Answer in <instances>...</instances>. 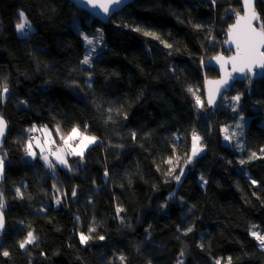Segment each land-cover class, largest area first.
<instances>
[{
    "label": "trees",
    "instance_id": "1",
    "mask_svg": "<svg viewBox=\"0 0 264 264\" xmlns=\"http://www.w3.org/2000/svg\"><path fill=\"white\" fill-rule=\"evenodd\" d=\"M232 10L241 0H134L103 23L69 0H0V253L9 252L0 264H264L249 232L264 231V158L249 160L264 155V76L235 82L207 114L195 100L205 102L202 87L187 83L194 61L230 54ZM256 10L261 27L263 1ZM21 11L30 32L16 30ZM88 35L98 47L83 64ZM231 95L239 102L225 104ZM242 117L243 144L233 149L222 129ZM30 126L49 129L57 145L73 127L98 141L80 166L49 169L24 151ZM194 131L203 150L185 164ZM29 231L36 240L21 249Z\"/></svg>",
    "mask_w": 264,
    "mask_h": 264
},
{
    "label": "snow or ice",
    "instance_id": "2",
    "mask_svg": "<svg viewBox=\"0 0 264 264\" xmlns=\"http://www.w3.org/2000/svg\"><path fill=\"white\" fill-rule=\"evenodd\" d=\"M88 4H90L93 8H99L104 14H108L110 11V7L115 5L119 6L121 5L124 0H87ZM214 2V0H213ZM244 3V14L241 15L239 12H236V23L231 25L228 30L229 35V42L235 44L236 46V54L232 57H229L225 59L223 56H217L215 59L217 62L220 63L221 68L223 69L226 64L229 62L232 64V71L236 72L239 71L243 73L245 69L247 68L249 71L252 70V66L255 64H259L260 67L264 68V51H261L262 48H264V25L261 26V29L257 31L255 27H253V21L258 20L259 17L257 13L255 12V9L253 7L252 0H243ZM19 18L20 22L15 25L16 30L18 33H27L31 31V24L27 20V17L25 16V13L23 11L19 12ZM137 31H140V29H136ZM145 36H152L155 39H160L158 35H156L153 32H144ZM85 41L88 45H92L93 41L89 39L87 36H84ZM161 43H164V46L167 48H171L172 45L167 44L164 41H161ZM95 51V48H92L83 58L81 63L83 64H90L91 61V53ZM232 78L231 73H228L225 75L224 78L218 81H206L207 84L211 85L208 88V104L212 105L215 102V99L217 95L220 94V91L223 87L228 85L229 80ZM189 91H192L190 88ZM8 92L7 85L5 84L3 86V93H0V96L3 94H6ZM233 101L239 102L240 96H234L231 98ZM196 102L198 105L203 107V103L200 100L199 97L196 98ZM236 109L233 108V111ZM243 119V117L241 118ZM236 128L242 129L243 124H237ZM6 129V121L3 119L2 116H0V137H2L5 133ZM35 126H33L32 129H29V131H34ZM46 130V129H45ZM226 133L224 139L231 141L234 137L237 135H243V131L237 133L232 132L231 135H228V128L222 129ZM57 132H59V129L57 128ZM86 132V128H85ZM50 135V134H49ZM133 137H135V133H132ZM62 144L57 146L54 140H46L45 143L48 145L47 152L55 158V161L58 162L61 165H64L65 167L69 168L71 170L68 160L66 159L67 156H79L83 158L85 149L88 148L89 145L96 143L97 138L95 136H88L85 135L84 132H81L78 127H73L72 130L65 136L62 135L61 137ZM200 140L201 137L195 133V131L192 134V149H191V155L188 157V159L185 161V164H189L192 162V159L199 154L200 151H202V147L200 146ZM40 146V145H38ZM41 147V159L45 162L46 166L49 169H54L55 164L52 160L49 159V155L45 154V148L43 146ZM260 152L264 154V148L260 149ZM26 153L29 156H35V152L32 150V143L29 141V143L26 146ZM264 158V155L258 156L256 152H252L249 156V160L252 159H259ZM167 164L172 165L173 164V158H169L167 161H165ZM241 164L245 163L244 160L240 161ZM3 159H0V174L3 173ZM175 172L174 167H170L166 175H173ZM105 176L108 175L107 171H105ZM184 174V169H180V174L175 175L174 179L179 182L181 176ZM201 180L203 181V177H201ZM204 183H207V181H204ZM253 184L256 183L255 180L252 181ZM17 194H20V190L17 189ZM72 196H76V190L73 189ZM57 203H59V199L56 200ZM4 207L3 197L2 194H0V209ZM123 209L117 208V213L119 214ZM4 228V217L2 211H0V230H3ZM90 232L95 231V229H90ZM192 228L189 227L185 234L187 232H191ZM251 235L259 241V244L262 248H264V235L259 234L256 231H253ZM91 237L89 235H85L84 233L80 234V242L81 244H86L88 240ZM100 240H103V236L98 237ZM36 240V236L33 234L32 231H29L25 237L24 240L19 242V247L21 249H24L26 245L32 244ZM202 247V246H201ZM3 256L7 257L9 256L8 251H3ZM181 255H183V252H181ZM121 260L124 258L121 257ZM215 264H221L220 260H217ZM228 264H231V258H229Z\"/></svg>",
    "mask_w": 264,
    "mask_h": 264
},
{
    "label": "water",
    "instance_id": "3",
    "mask_svg": "<svg viewBox=\"0 0 264 264\" xmlns=\"http://www.w3.org/2000/svg\"><path fill=\"white\" fill-rule=\"evenodd\" d=\"M71 1L76 7L86 11L88 14H90L92 17L96 18L97 20L103 22V23H107L109 21V18L116 12L120 11L123 7H125L126 5H128L129 3H131L134 0H124V2L119 5V6H111L110 7V11L108 14H104L99 8H93L90 4H88L87 0H69ZM264 2V0H261ZM253 2V7L255 9V12L257 13L256 10V2L257 0H252ZM241 15L244 14V3L243 0H241V10L239 12ZM258 15V14H257ZM236 23V15L234 17L233 22L228 26V28L226 29L225 33H226V40L224 41V48L226 50L230 51V54H225L223 52H218L215 55L208 57L205 61H204V65L207 67H213L216 71H217V76L215 77H207L205 78L204 82H203V92H204V99H205V104L207 107H211V108H216L218 105L219 100L221 99L222 95L224 92H226L235 82L237 81H244L247 78H251V79H257V78H261L264 76V68L260 67L259 64H255L252 66V70L249 71L247 68L245 69V71L243 73L236 71L233 72L232 71V64L229 62L228 64H226L224 66V68H221V65L219 62H217V60L215 59L217 56H223L225 59L232 57L236 54V46L235 44L229 42V35H228V30L229 27L233 24ZM253 27H255L257 29V31H259L261 29V27L258 25L257 20H254L253 22ZM261 51H264V48L261 49ZM231 73L232 78L229 80L228 85H226L225 87H223L220 91V94L217 95L214 104L209 105L208 104V88L211 86L209 84L206 83V81H218L221 80L222 78L225 77L226 74ZM1 116V115H0ZM3 117V116H2ZM3 119L5 120V118L3 117ZM6 121V120H5ZM8 133V124L6 122V129H5V133L2 137H0V147L3 146L6 136ZM76 190V189H75ZM76 195H77V191H76ZM76 196L73 197L71 195V201L75 202ZM0 211H2L3 213V217H4V228L3 230H0V238L4 235V233L7 230V219H6V215L5 212L2 209H0Z\"/></svg>",
    "mask_w": 264,
    "mask_h": 264
},
{
    "label": "rangeland",
    "instance_id": "4",
    "mask_svg": "<svg viewBox=\"0 0 264 264\" xmlns=\"http://www.w3.org/2000/svg\"><path fill=\"white\" fill-rule=\"evenodd\" d=\"M239 12H240V10H239ZM229 13H231L234 17H235V15H236V11H235V10L229 11ZM257 23L260 25L259 20H257ZM87 37L93 41V44H92V45H88L87 42L85 41V42H86V47H87L86 54H87L92 48H95V51H96V50H97V47H98V39H97L96 37H94L93 35H88ZM99 43H100V42H99ZM95 51L91 53V57L93 56V54L95 53ZM86 54H85V55H86ZM203 67H204V61H202V59L199 60V61H194L193 64H192V73H191V76L187 79V83L192 84V85L197 86V87H202V89H203V82H204V80H205V78H206L205 73H204V70H203ZM203 95H204V92H203ZM234 96H237V95L227 96V97H226V100L224 101V103H225V104H228V105H232V104L234 103V101H233L231 98L234 97ZM197 97L200 98V96L196 95L195 100H196ZM200 100H201V99H200ZM202 103H203V102H202ZM224 103H223V104H224ZM199 108H200L199 111H200L201 114H207V113L210 111V109H208V107L206 106L205 102L203 103V107H201V106L199 105ZM238 123H239V124H243V128H242V129L236 128V125H237ZM224 128H228V133H227L228 135H231L232 132H237V133H239V132L243 131V135H237V136L234 137L231 141H228V140H225V139H224L226 133L223 131V142H224L226 145H228L229 147H231V148H233V149H236V148L241 147L242 144H243V139H244V133H245V128H246V120H244V119H238V120H237V119H236L235 122H233V124H232L230 127H225V126H224L223 129H224ZM70 131H71V130H70ZM80 131H81V132H84L85 135H88V136H94V135L89 134V133H87V132H85V131H82V130H80ZM32 133H33V135H32V138H33V137L35 136V134H36V131H32ZM37 133H38L37 136L40 137V133H39V132H37ZM67 134H68V133H67ZM37 136H35L34 140L29 139V138L27 139V144L29 143V141H32V142H31V143H32V150H33V152H35V156H34V157H37V156H40V157H41V147L38 148V149L34 148V146H35V145L37 144V142H38L40 146H43V147L45 148V154H46V155H49V159L52 160L54 164L59 165V166H64V165H61V164H59L58 162L55 161V158L52 157V156L47 152V148H46V146H45L44 144L41 143L40 139H37V140H36ZM65 136H66V135H65ZM54 137H55V136H54ZM35 140H36V141H35ZM33 141H35V144H33ZM58 141H59V144H58L57 146H59V145L62 144L61 138H60V140L58 139ZM97 141H98V139L96 140V142H97ZM199 143H200V142H199ZM27 144L24 146V151H25V152H26V146H27ZM94 144H95V143H94ZM91 145H93V144H91ZM91 145H89L88 147H90ZM200 146H201V143H200ZM47 147H48V146H47ZM87 149H88V148H87ZM87 149H85L84 153L86 152ZM191 149H192V146H191ZM200 152H202V151H200ZM200 152H199V153H200ZM190 155H191V151H190ZM28 156H29V155H28ZM29 157H30V158H34L33 156H29ZM0 159H2L1 154H0ZM66 159L68 160V164H69V166L72 165V164H73V165H74V164H77L78 166H80V165L83 163V162H82V158L79 157V156H67ZM64 167H65V166H64ZM52 174H54L53 171H52ZM2 177H3V173L0 174V179H1ZM3 202H4V207H3V208H5L6 205H7V203H6L5 200H3ZM253 231H256V232H258L259 234L264 235V231H262L257 225H255V224H250V226H249V232H250V235H251V233H252ZM251 236H252V235H251ZM79 237H80V235H79ZM252 237H253V236H252ZM253 238H254V237H253ZM254 239H255V238H254ZM255 241H256L258 247H259L260 249L264 250V248H262V247L260 246L259 241L256 240V239H255ZM182 257H183V256L180 255V256H179V260H181Z\"/></svg>",
    "mask_w": 264,
    "mask_h": 264
},
{
    "label": "crops",
    "instance_id": "5",
    "mask_svg": "<svg viewBox=\"0 0 264 264\" xmlns=\"http://www.w3.org/2000/svg\"><path fill=\"white\" fill-rule=\"evenodd\" d=\"M34 131H36L35 136H37V134H38L37 132L40 133V137L37 136L36 140L40 139L41 143L44 144L46 146V148L48 146L45 143L46 140H54L56 145H57V139L54 137V135L51 133V131L49 129H47V128L43 127V126H39V127L35 126V130ZM35 136L32 138V140H34ZM35 141H33V144H35ZM38 145H39V143L37 142V144L34 146V148H36V149L40 148V146H38Z\"/></svg>",
    "mask_w": 264,
    "mask_h": 264
},
{
    "label": "bare ground",
    "instance_id": "6",
    "mask_svg": "<svg viewBox=\"0 0 264 264\" xmlns=\"http://www.w3.org/2000/svg\"><path fill=\"white\" fill-rule=\"evenodd\" d=\"M29 129H32V126H30V127L28 128V130H27V133H29V134H28V138H29V139H32V135H33V133H32V131H29Z\"/></svg>",
    "mask_w": 264,
    "mask_h": 264
}]
</instances>
